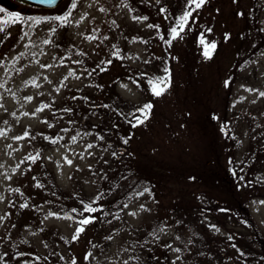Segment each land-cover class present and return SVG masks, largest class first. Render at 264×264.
<instances>
[{
    "label": "rangeland",
    "instance_id": "1",
    "mask_svg": "<svg viewBox=\"0 0 264 264\" xmlns=\"http://www.w3.org/2000/svg\"><path fill=\"white\" fill-rule=\"evenodd\" d=\"M159 1L76 0L66 27L40 19L9 24L10 34L0 33V264H72L73 258L77 264H137L133 250L146 229L135 227L159 215L165 231L156 229L157 249L169 264L258 262L248 230L222 210L216 215L220 203L207 193L220 197L221 191L200 172L217 166L208 165L210 148L242 188L264 234V0H205L176 39L167 37L174 4ZM70 3L44 8L8 0L0 4L6 10L0 19L8 12L61 15ZM24 32L29 35L20 39ZM201 35L216 44L211 57L203 54ZM169 74L166 92L154 96L148 80ZM109 90L134 108L153 105L143 124L126 122L133 129L128 150L119 147L107 119L93 111ZM57 137L62 139L52 143ZM116 156H127L130 167L118 188L134 187V196L120 211L102 205L95 222L73 240L78 220L44 201L59 196L48 197L38 178L48 171L62 190L78 188L96 197L108 191L99 174ZM207 200L217 211H208ZM26 244L43 254V263L24 251Z\"/></svg>",
    "mask_w": 264,
    "mask_h": 264
},
{
    "label": "trees",
    "instance_id": "2",
    "mask_svg": "<svg viewBox=\"0 0 264 264\" xmlns=\"http://www.w3.org/2000/svg\"><path fill=\"white\" fill-rule=\"evenodd\" d=\"M161 1L162 0L159 2ZM172 4H174V6H170V10H172V14H174L173 24L176 26V21L174 18H177V16H179V14L184 11L185 0H172ZM161 26L163 25L161 24ZM167 37L170 38L169 35H167ZM137 82L139 83L138 80ZM101 103L102 106L94 109L93 111L107 119L105 122H108L107 125L109 126V132L114 134L115 139L120 142L119 147H125L126 150H128L133 129L128 126L126 122L128 123V121L132 119V117L128 114L135 112L136 107L134 108V105H132L130 101L123 99L114 90H109L107 93L102 94ZM125 139L128 141L127 144L123 143ZM207 151L209 159L208 165H212V163H214L217 166L206 168L204 172H200V175L203 176L204 179L211 178L214 183L219 186V190L221 191L220 197H213L212 194L207 193L208 197L212 198V202H214L216 199L219 201L220 204H218V206H220V208L218 211L213 207V204L210 200L206 201L209 202L208 204L210 205V207L209 205L207 206V209L208 211L215 209L217 211L216 215L222 210L224 214L229 215L232 218L236 225H241L243 228L248 230L250 233V239L256 243L258 249V256L255 255L254 259L258 261L256 264H260V258L264 259V234L261 233L256 221L250 214L249 208L246 205L247 203H245L246 198L243 199L241 196L242 188H240L238 182L229 175L226 165L223 164L221 166L219 162L220 160L215 157L212 149L208 148ZM117 156H119V154H117ZM117 156L115 159L113 158V165L111 163L109 168L106 169V167L103 166L101 169V174H99L101 182L109 184V187L107 192L99 191L100 194H105H103L102 199L93 204V207L100 208L102 205H108L107 207L118 206V208L114 209L116 211H120L121 208H123V206L135 194L134 192H131L134 187L125 190L118 188L121 183L120 180L128 175L127 172L130 170V167H128L127 156L125 159H117ZM214 158L215 161L212 162ZM133 170L134 173H138L136 168L132 169V173ZM197 175H199V173ZM38 179L42 181L41 187L45 189L48 197H60H58L57 200L53 198L44 201H49L55 203L59 207L65 208L71 215L75 216L78 221L86 216H94L98 213H83V215H81L83 205L80 203V201L83 200L85 203H88L89 201L93 200V195H88L78 188H73L68 191L62 190L56 183L55 177L51 172L48 171H44L43 176L39 177ZM206 191L207 190H204V192ZM74 208L78 211L72 212L71 210ZM163 219L164 218H161L159 215L152 224L135 227L137 232L141 231L142 229H146V231L141 233L140 240L133 250L132 255L133 258H135V261L138 260L137 264H169L167 256L161 254V252L157 249V237H153V235H151V230H159V226L161 225L162 221H164ZM24 249V251H29L27 253L30 254L31 257L35 258L38 262L43 263V254L32 244L24 245ZM37 257L39 259H37Z\"/></svg>",
    "mask_w": 264,
    "mask_h": 264
},
{
    "label": "snow or ice",
    "instance_id": "3",
    "mask_svg": "<svg viewBox=\"0 0 264 264\" xmlns=\"http://www.w3.org/2000/svg\"><path fill=\"white\" fill-rule=\"evenodd\" d=\"M43 2V0H42ZM47 2L49 3H55L56 0H47ZM205 3V0H185V9L184 11H182L178 18H174L176 21V26H171L170 30H169V36L171 37V39H176L177 37L181 36V33L184 31L185 27L188 25L189 20L192 18L193 16V11L200 9L203 4ZM77 3L76 0H71L70 3V7L69 9L64 12L61 15H56V16H49V17H43V18H34V17H22L20 15V13H12V12H8L7 13V17L5 19H0V33H4L5 35H8L10 33L6 32V27L9 24H20V25H24L29 21H32L33 23H40V19L43 20H52V21H57L59 22L61 27H66L71 23V16H72V10L77 8ZM101 11H105V9L101 8ZM161 11H164V9H161ZM6 10L4 8H0V13H5ZM134 20H146L147 17H133ZM114 23V22H113ZM148 27L152 28V27H158V25H148ZM51 31L53 33H55L57 31L56 28H52ZM210 31V29H209ZM29 34L27 32H24L23 35L20 37V39H24V37L28 36ZM89 39H95L94 36L89 37ZM161 39H164V37H161ZM171 39L167 40V43H171ZM2 42V41H0ZM51 40H44L43 43L45 44H49L51 43ZM200 43L201 45H204V56L205 57H211V55L213 54V51L216 48V44L213 43H208L205 41L203 35H201L200 37ZM115 47V45L113 46ZM118 54V53H117ZM21 55H24L23 53H21ZM75 63H80V61H75ZM101 63H111V60L108 61H102ZM42 67H51V65H42ZM101 70H106V69H101ZM92 71H95V69H93ZM167 71V70H165ZM69 75H75L74 72H69ZM88 75H91V72H88ZM65 79H67V77H65ZM149 85L151 86L150 90L152 92V94L156 97H159L161 95H163L167 88L170 86V74L167 77H154L152 79L148 80ZM57 91H59V89H57ZM251 91V90H250ZM261 96H264V92L260 93ZM27 100L31 101L33 99V97L28 96L26 98ZM73 99H75V97H73ZM50 107V105L45 104L44 108H48ZM153 105L151 103H146L138 108H136L135 112L129 113L128 115H130L132 117V120H129L128 122L130 124H132L133 127L138 126L140 124H143L150 115L151 109H152ZM41 111L43 109H40ZM65 111H71V109H65ZM136 113H139V115H137ZM133 120L135 121V123H133ZM46 122V121H45ZM65 131H67V129H65ZM2 134V133H0ZM25 135H29V133H25ZM21 137H16V139H20ZM59 139H62L61 137H57L56 139H53L51 142L52 143H57V141ZM73 142H76V136H73L72 138ZM100 139H103V137H100ZM127 139H125L123 141V143L127 144ZM93 147L92 144H88L87 148L91 149ZM91 154V153H89ZM115 155V153H114ZM32 160L37 159V157H29ZM64 159L66 160L67 164L71 165L73 163V161L71 159H69L67 156L64 157ZM241 179H243V177H241ZM144 191H148V189H144ZM139 195H142L143 193H138ZM103 198V193L98 194L96 197L93 198V200L89 201L88 203H85L83 200L80 201V203L83 205L82 208V212L81 215H83V213H96V212H102L103 208H97V207H93V204L96 203L97 201H99L100 199ZM261 203H264V201H262ZM26 206V205H25ZM125 207H127V204H125ZM141 208H143V206H141ZM72 212H77V209H72ZM131 215H135V213H130ZM49 215H57L56 213H49ZM105 216L108 215V213H104ZM65 218H72V217H65ZM117 219H119V216H116ZM97 219V217L95 216H86L82 219H80L78 221L79 227L76 228L75 233L72 237L73 240H76L79 238V234L82 233L84 231V226L89 225L93 222H95V220ZM108 223H111V221H107ZM165 229L163 227L159 228V232H164ZM151 235H153L154 237L158 238V232L156 229H153ZM177 239H179V237H176ZM107 239H111V237H107ZM166 247L171 248V245H166ZM173 251H175L176 253H180L181 249L180 248H175L172 249ZM19 255H26L25 253H20ZM91 256V253H88L84 259L87 260L89 259V257ZM181 257L177 256V259H180ZM37 259H39L37 257ZM25 264H28L27 261H25ZM72 264H77V261L73 258L72 260ZM123 264H128L127 261H124ZM173 264H175V261H173Z\"/></svg>",
    "mask_w": 264,
    "mask_h": 264
},
{
    "label": "water",
    "instance_id": "4",
    "mask_svg": "<svg viewBox=\"0 0 264 264\" xmlns=\"http://www.w3.org/2000/svg\"><path fill=\"white\" fill-rule=\"evenodd\" d=\"M22 2L28 3L30 5L45 7V8H53L60 4L63 0H56L55 3H49L47 0H20ZM8 0H0V4L7 3Z\"/></svg>",
    "mask_w": 264,
    "mask_h": 264
}]
</instances>
